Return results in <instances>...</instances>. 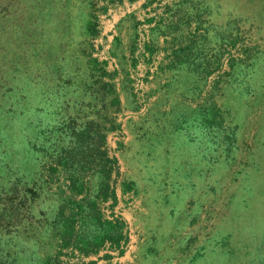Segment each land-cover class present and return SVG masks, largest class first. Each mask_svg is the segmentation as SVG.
<instances>
[{
	"label": "rangeland",
	"instance_id": "obj_1",
	"mask_svg": "<svg viewBox=\"0 0 264 264\" xmlns=\"http://www.w3.org/2000/svg\"><path fill=\"white\" fill-rule=\"evenodd\" d=\"M181 2L0 0V264H264V0Z\"/></svg>",
	"mask_w": 264,
	"mask_h": 264
},
{
	"label": "trees",
	"instance_id": "obj_2",
	"mask_svg": "<svg viewBox=\"0 0 264 264\" xmlns=\"http://www.w3.org/2000/svg\"><path fill=\"white\" fill-rule=\"evenodd\" d=\"M131 1H135V0H131ZM191 2V0H182V2L181 3H179L178 5H176V7L177 8H182V7H184L183 5H187L188 6V4ZM87 34H88V36L90 37V36H92V31H89V32H87ZM95 67L97 68V65L95 64ZM98 69V68H97ZM112 87V86H111ZM95 95V94H94ZM96 96V95H95ZM95 126H97V125H95ZM71 130L75 133V127L74 126H72L71 127ZM99 130H100V128H99V126H98V128L96 129V133H98L99 132ZM87 129H79L78 128V131L75 133V134H77L76 135V137H74V135H73V137H74V140H75V147H74V161H73V163L72 164H74V165H78V164H80L81 166H88L89 164H90V160H86V159H81L80 157L81 156H79V157H76V155H78L79 154V151H81L78 147H77V140L79 141V137H80V139L82 140L83 138H85L86 136V134H87ZM89 136V135H88ZM87 136V137H88ZM80 142V141H79ZM173 142H174V144H173V153H174V156H175V158H176V160H179L180 162H182V163H190L191 164V161H192V159L191 158H188L187 157V154L186 155H184V154H181V153H183V152H186V150H185V144H184V141H183V139L180 141V143H178V141L176 140V139H174L173 140ZM195 143H196V145H200L197 141H195ZM87 152L91 155V152H90V150L89 149H87ZM176 152V153H175ZM94 153H95V157L97 156V154H96V152L94 151ZM92 156V155H91ZM71 166H73V165H71ZM66 168H67V170H68V172H69V174H70V179H71V182H72V190H73V192H75V193H78L76 190H79L80 188H81V185H82V181L79 179V178H77L76 177V175H75V172H73L70 168L71 167H69V165H67L66 166ZM76 189V190H75ZM107 232V231H106ZM104 239H110V237H108L107 235H105L104 237H103Z\"/></svg>",
	"mask_w": 264,
	"mask_h": 264
}]
</instances>
